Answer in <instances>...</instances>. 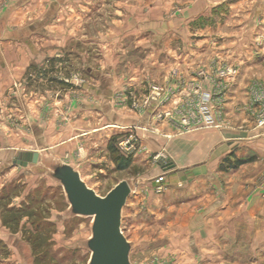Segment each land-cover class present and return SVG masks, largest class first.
I'll list each match as a JSON object with an SVG mask.
<instances>
[{"label":"rangeland","instance_id":"1","mask_svg":"<svg viewBox=\"0 0 264 264\" xmlns=\"http://www.w3.org/2000/svg\"><path fill=\"white\" fill-rule=\"evenodd\" d=\"M194 1L0 0V264H88L93 218L72 215L62 186L48 173L50 159L28 167L14 163L21 151L43 149L46 138L49 142L55 133L58 142L75 139L65 150L50 140L53 145L45 152L58 149L63 159L75 163L76 155H86L78 162L85 163L82 176L100 195L122 179L134 187L139 176L142 189L130 195L122 219L124 234L133 244V264H264L260 220L228 222L219 227L221 238L218 232L209 236L207 231L215 226L197 217L183 220L184 212L196 213L197 206L185 208L168 194L166 174L155 154L148 159L136 156L143 138L137 130H155L152 121L167 118L164 108L142 105L153 85L165 87L181 80L171 76L173 70L197 77L203 69H215L221 78L220 71L231 66L227 56L234 49L231 39L247 37L254 24L259 28L264 13L258 9L260 0H242L238 7L226 2L217 12L189 16L187 6ZM217 52L224 57L210 59ZM263 85L262 80L254 82V94ZM205 92L212 94L214 108L209 111L216 123H204L200 100L195 98L181 117L188 118L191 131L219 123L214 92ZM123 94L129 101L119 109ZM134 101L138 108L132 106ZM134 116L139 121L117 133L121 139L135 137L133 162L118 170L105 148V123ZM151 170L160 176L143 177ZM32 198L41 201L37 212L49 222L44 231L47 254L41 258L25 236L35 232L27 217L17 232L3 222L4 207H20ZM220 243L221 252L214 251V244Z\"/></svg>","mask_w":264,"mask_h":264},{"label":"crops","instance_id":"2","mask_svg":"<svg viewBox=\"0 0 264 264\" xmlns=\"http://www.w3.org/2000/svg\"><path fill=\"white\" fill-rule=\"evenodd\" d=\"M241 1L195 0L193 4L187 6L186 11L189 16L197 13L200 17L209 12H217L226 2L232 7L233 5L238 7ZM259 4L258 9L264 12V0H260ZM260 19V27L256 28L254 24L251 27L252 33L247 37L231 39L230 45H233L234 49L231 48L227 56L236 74L219 78L217 70L203 69L202 74L190 77L189 71L184 75L183 70H173L171 76L181 77V80H173L170 85L162 86L161 92L154 91L153 88L150 91L154 94L155 108L159 111L163 108L166 112L171 111L173 116H166V119L160 121L152 119V125L156 126L155 130L144 128L137 130L143 138L136 156L144 155V159H148V155L155 154V159H159L158 162L166 174L168 194L173 199H178L185 208L193 210L197 206L198 212H184L183 220H194L197 217L206 224L215 226L207 229L208 231L205 230L209 236H217L216 232H218L220 233L218 237L221 238L222 230L219 227L222 224L235 221L251 223L257 219L261 221L264 237V126L257 125L253 116L258 108L254 101V93L257 89L254 88V82L264 81V13ZM222 57H224L222 53L217 52L210 59L218 61ZM180 73L181 75L178 76ZM191 78L197 80L191 82L189 81ZM207 89L214 92L219 109V123L214 128L201 126L191 131L190 123L181 118L182 115H186L184 109L189 103H193V99L201 100L203 92ZM125 94L118 105L119 109L125 107L129 101ZM137 121H139L138 116L132 119L117 117L115 123L118 125L117 129L113 126L115 124L107 121L105 148L107 149L112 135L121 133L126 127L134 126ZM143 123L148 125L147 121ZM197 123L200 124L199 121ZM55 134L50 136V140L53 144L60 143L59 149L62 150H65V145H69L75 139L69 137L58 142L60 139L56 140L59 137ZM46 139V146L39 149L40 151H48L53 145L48 144L52 142ZM73 144L77 147L79 142L74 140ZM58 151L57 149L55 153H51L62 158V153ZM81 157L76 155L77 163L69 162L77 164L80 168L85 163L78 164V162L86 158V155L82 154ZM227 157L253 158V160L237 168L223 169L222 163ZM167 162H173L174 167L165 168ZM151 172L144 174L143 177L160 176L157 170ZM138 177L133 187L136 193L142 189ZM182 228L184 234L185 226ZM199 248L203 249V247ZM221 250V243L219 246L214 244V251L221 252Z\"/></svg>","mask_w":264,"mask_h":264},{"label":"water","instance_id":"3","mask_svg":"<svg viewBox=\"0 0 264 264\" xmlns=\"http://www.w3.org/2000/svg\"><path fill=\"white\" fill-rule=\"evenodd\" d=\"M50 159L48 173L62 186L73 216L93 218L92 235L87 241L91 252L88 264H133L132 242L122 228L123 209L134 192L127 179L120 180L105 195H100L83 178L77 164L51 152L21 151L14 163L28 167ZM167 162L165 168L174 167Z\"/></svg>","mask_w":264,"mask_h":264},{"label":"trees","instance_id":"4","mask_svg":"<svg viewBox=\"0 0 264 264\" xmlns=\"http://www.w3.org/2000/svg\"><path fill=\"white\" fill-rule=\"evenodd\" d=\"M52 60L57 61L60 60V58H53ZM29 73L30 70L28 69L27 74ZM122 137V134H114L111 136L110 141L108 143V150L116 164V169L118 170L127 169L133 162L132 155H127L123 153L118 147L119 139H121ZM252 160L253 158L231 159L230 157H227L224 159L222 167L223 169L226 167L237 168L240 165ZM5 197H7V195L2 196L1 199H4ZM34 204H36L37 207ZM39 209H41V201L36 198H32L31 201L28 202V204L22 205L20 207H4L3 211L6 215L3 218V222L13 232H17L20 229L22 220L27 217L32 223L35 232L27 231L25 232V236L27 240L33 245V253L37 257L41 258L47 254V251L43 249L45 247V243L48 240V236L45 235L44 231L47 230L46 224L49 222H46V217H43V215L38 214L37 210ZM50 225L52 224L50 223Z\"/></svg>","mask_w":264,"mask_h":264},{"label":"built area","instance_id":"5","mask_svg":"<svg viewBox=\"0 0 264 264\" xmlns=\"http://www.w3.org/2000/svg\"><path fill=\"white\" fill-rule=\"evenodd\" d=\"M234 71H236V70L230 66V67H227L226 69L220 71L219 75H220V77L228 76V75H231L232 73H234ZM152 88L154 91H159V92L162 91V86H159L156 84H154ZM258 90L259 91H257L258 93L255 94V98H254L255 103L258 105V108L255 112L256 122L259 126H264V85L261 86ZM153 95L154 94H151V96L147 97L143 101L142 105L146 106V105L153 103V100H154ZM212 98L213 97H212V94L210 92H205L204 94H202V98L200 100L201 110H202V120L208 126L214 125L216 123L215 115H213L212 112L209 111L210 109L214 108V106L210 104L212 101ZM132 106L135 108H138L139 104L136 101H134ZM159 116L161 117L162 114H160ZM166 116L172 117L173 112L167 111ZM184 121L188 122V118L184 119ZM216 126H217V124H216ZM118 147L123 153H125L127 155L131 154L133 152V150L136 148L135 137L133 135H130V137H128V138L121 139L118 142ZM161 179L162 178H160V177L156 179V181L158 183V191H162L164 188V185L161 182Z\"/></svg>","mask_w":264,"mask_h":264}]
</instances>
